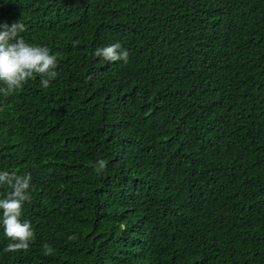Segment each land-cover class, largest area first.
Here are the masks:
<instances>
[{"label":"trees","instance_id":"16d2710c","mask_svg":"<svg viewBox=\"0 0 264 264\" xmlns=\"http://www.w3.org/2000/svg\"><path fill=\"white\" fill-rule=\"evenodd\" d=\"M18 20L58 66L0 93L35 233L6 252L0 225V264H264V0H0Z\"/></svg>","mask_w":264,"mask_h":264},{"label":"clouds","instance_id":"9594fccd","mask_svg":"<svg viewBox=\"0 0 264 264\" xmlns=\"http://www.w3.org/2000/svg\"><path fill=\"white\" fill-rule=\"evenodd\" d=\"M25 31L26 25L20 20L11 24H0V82L5 85L0 88V93L5 96L22 89L29 80H35L37 76L40 77L41 86L48 88L57 76V55L52 54L47 46L26 42L21 35ZM93 55L108 63L127 64L130 52L116 42L96 48ZM91 78L88 77L89 80ZM106 167L103 159L95 163L97 174L104 172ZM31 181V172L17 174L0 171V187L6 186L9 189L0 197V225L11 241L5 249L6 252L26 251L35 238L31 222L22 219L24 204L31 200ZM43 249L45 254L52 252L47 243L43 245Z\"/></svg>","mask_w":264,"mask_h":264}]
</instances>
